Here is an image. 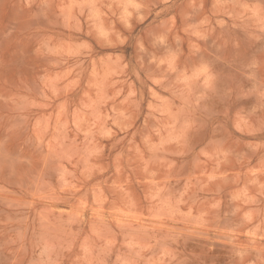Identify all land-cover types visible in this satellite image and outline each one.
I'll return each mask as SVG.
<instances>
[{
	"label": "rangeland",
	"instance_id": "obj_1",
	"mask_svg": "<svg viewBox=\"0 0 264 264\" xmlns=\"http://www.w3.org/2000/svg\"><path fill=\"white\" fill-rule=\"evenodd\" d=\"M0 264H264V0H0Z\"/></svg>",
	"mask_w": 264,
	"mask_h": 264
}]
</instances>
